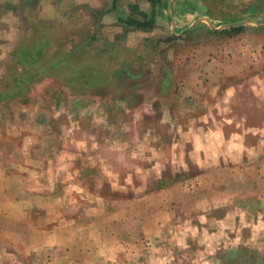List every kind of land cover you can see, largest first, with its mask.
<instances>
[{
    "label": "rangeland",
    "instance_id": "rangeland-1",
    "mask_svg": "<svg viewBox=\"0 0 264 264\" xmlns=\"http://www.w3.org/2000/svg\"><path fill=\"white\" fill-rule=\"evenodd\" d=\"M22 78L0 264H264V0H0Z\"/></svg>",
    "mask_w": 264,
    "mask_h": 264
},
{
    "label": "trees",
    "instance_id": "trees-1",
    "mask_svg": "<svg viewBox=\"0 0 264 264\" xmlns=\"http://www.w3.org/2000/svg\"><path fill=\"white\" fill-rule=\"evenodd\" d=\"M128 24L130 25H142L141 23H135V21H133L132 19L128 21ZM26 56V59L28 60V62H30V60H35L37 55L35 53H30V52H26L23 54V57ZM49 66H53L52 64H50ZM24 78L22 79H15L14 84L12 85L11 89L9 91H0V99L1 98H6L8 96H15L17 94H20V91H18V88L20 86H22L24 83Z\"/></svg>",
    "mask_w": 264,
    "mask_h": 264
},
{
    "label": "crops",
    "instance_id": "crops-1",
    "mask_svg": "<svg viewBox=\"0 0 264 264\" xmlns=\"http://www.w3.org/2000/svg\"><path fill=\"white\" fill-rule=\"evenodd\" d=\"M130 25V24H129Z\"/></svg>",
    "mask_w": 264,
    "mask_h": 264
}]
</instances>
